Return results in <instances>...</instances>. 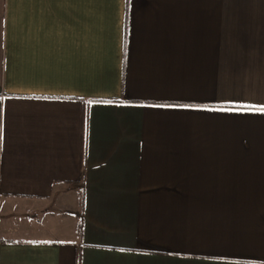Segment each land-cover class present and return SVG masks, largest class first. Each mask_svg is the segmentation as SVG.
Segmentation results:
<instances>
[{
    "label": "crops",
    "instance_id": "0c3cea01",
    "mask_svg": "<svg viewBox=\"0 0 264 264\" xmlns=\"http://www.w3.org/2000/svg\"><path fill=\"white\" fill-rule=\"evenodd\" d=\"M0 264H264V0H0Z\"/></svg>",
    "mask_w": 264,
    "mask_h": 264
}]
</instances>
